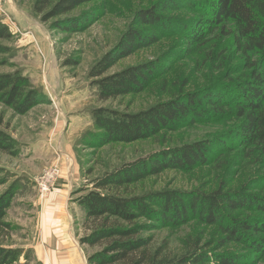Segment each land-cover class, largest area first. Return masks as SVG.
<instances>
[{"label":"rangeland","instance_id":"obj_1","mask_svg":"<svg viewBox=\"0 0 264 264\" xmlns=\"http://www.w3.org/2000/svg\"><path fill=\"white\" fill-rule=\"evenodd\" d=\"M156 1L94 0L84 3L73 10L72 15L91 12L93 19L82 30L67 32L54 27L56 19L43 22L33 12L34 0H0V20L12 33L11 38L0 39V73L20 72L48 98L23 114L0 102L1 127L16 140L17 151L16 154L0 151V176L4 179L0 196L11 187L15 189L12 203L2 219L8 225L0 224V244L22 251L12 264H55L51 256L46 259L43 253L54 249L59 242L58 235L50 243L46 242V229L50 227L51 217H56L49 213L56 192L68 196L70 215L80 242L89 228L86 227L85 210L77 198L93 188L96 178L156 150L217 136H224L221 141L226 144H215L217 148L213 149L210 164L190 171L166 169L149 175L131 184L130 193L213 190L222 182L236 189L252 178L263 177L264 164L256 165V157L249 156V150L241 149L237 140L229 136L237 120L228 114L174 131L163 130L132 143L97 146L93 138L96 128L92 108L137 112L159 101L206 87H210L213 94H219L227 84L242 80L247 73L239 64L240 57L231 39L222 37L220 31L196 47L178 30L121 59L107 72L112 74L127 66L162 57L161 68L165 71L162 76L151 81L140 93L100 101L97 88L88 77L90 67L116 44L133 14ZM206 2L208 0H174L177 8H171L168 14L176 19L177 29L187 27L188 32L200 18H207ZM15 7L25 12L26 18L15 15ZM55 166L59 169L58 178L50 191L42 194L40 179ZM67 176L73 179L72 184L68 183ZM254 191L264 193V188ZM249 215L260 214L245 213L244 217ZM148 235L153 236L152 247L168 257L200 248L208 259L212 257L204 264H218L217 257L223 255L237 264H264V258L245 244L232 242L220 246L223 235L217 227L196 219L177 226L158 225ZM80 245L87 261L88 255L99 249L98 246Z\"/></svg>","mask_w":264,"mask_h":264},{"label":"trees","instance_id":"obj_2","mask_svg":"<svg viewBox=\"0 0 264 264\" xmlns=\"http://www.w3.org/2000/svg\"><path fill=\"white\" fill-rule=\"evenodd\" d=\"M94 0H34L33 12L43 22L56 19L55 28L67 32L82 30L93 19L91 12L73 14L80 5ZM207 18H200L187 32L177 29L176 19L168 11L177 8L174 0H158L139 8L116 44L90 67L88 77L97 88L100 101L140 93L151 81L162 76L161 58L127 66L112 74L107 72L123 58L158 43L169 35L185 33L193 45H203L218 31L229 37L246 71L242 80L227 84L219 94L210 87L179 94L159 101L147 109L123 112L106 107L91 109L96 128L97 146L108 143H132L147 139L163 130L174 131L197 122H209L217 115H233L237 125L229 136L240 148L264 164V0H208ZM12 33L0 20V39ZM48 100L20 72L0 73V102L23 114ZM228 107V110L225 108ZM0 121V151L16 154V140ZM224 136L202 138L166 147L124 163L93 180V188L77 198L85 210L89 232L80 238L84 246L99 249L88 255V264H204L210 261L200 248L177 257H168L152 247L149 232L158 225L177 226L193 219L216 226L221 232L220 246L232 242L245 244L264 258V188L263 177L252 178L231 189L222 182L213 190H160L132 194L129 186L166 169L190 171L210 164L216 143ZM223 150H228L224 148ZM1 173V169H0ZM4 179L0 176V185ZM85 190V189H83ZM14 187L0 196V224L14 197ZM255 213L260 215H249ZM19 248L0 244V264H12L21 256ZM218 264H237L228 256L217 257Z\"/></svg>","mask_w":264,"mask_h":264},{"label":"crops","instance_id":"obj_3","mask_svg":"<svg viewBox=\"0 0 264 264\" xmlns=\"http://www.w3.org/2000/svg\"><path fill=\"white\" fill-rule=\"evenodd\" d=\"M13 13L15 15H21V17L26 18L25 12L17 9L16 7ZM26 20L28 22V19ZM61 134L64 135L63 133ZM68 173H70L69 168L67 169V175ZM67 177L68 183L72 184L73 179L69 176ZM53 198L51 201L53 207L51 208L49 213L51 216L52 213H54L53 216H55L56 214V217L55 219L51 217L50 227L46 229V235L48 239L46 240V242H49L52 239L55 240L56 235H58L59 242H57L54 249H49L47 252H44V256H46V259L47 257L51 256L54 259L55 264H88L85 252L83 251L80 242L77 240V236L75 234L74 220L70 215L69 209L71 207V204L69 202L67 194H58L56 192V195L54 194ZM61 210H63V212H61ZM57 246L59 247V250L63 251L64 249H66V251L59 252V250L56 249ZM50 260L51 259L49 258V261Z\"/></svg>","mask_w":264,"mask_h":264},{"label":"built area","instance_id":"obj_4","mask_svg":"<svg viewBox=\"0 0 264 264\" xmlns=\"http://www.w3.org/2000/svg\"><path fill=\"white\" fill-rule=\"evenodd\" d=\"M56 167V168H55ZM49 169L40 179V186L42 188V194H47L50 191V187L54 185L58 178L59 169L57 166Z\"/></svg>","mask_w":264,"mask_h":264}]
</instances>
